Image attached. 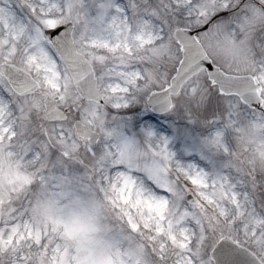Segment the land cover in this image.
<instances>
[{
  "label": "snow or ice",
  "instance_id": "obj_1",
  "mask_svg": "<svg viewBox=\"0 0 264 264\" xmlns=\"http://www.w3.org/2000/svg\"><path fill=\"white\" fill-rule=\"evenodd\" d=\"M0 264H264V0H0Z\"/></svg>",
  "mask_w": 264,
  "mask_h": 264
}]
</instances>
